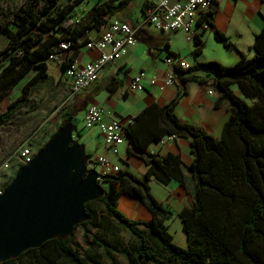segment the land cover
<instances>
[{
	"label": "trees",
	"instance_id": "16d2710c",
	"mask_svg": "<svg viewBox=\"0 0 264 264\" xmlns=\"http://www.w3.org/2000/svg\"><path fill=\"white\" fill-rule=\"evenodd\" d=\"M133 1H27L13 14L10 24L0 22V38L7 39L0 51V103L10 93L22 94L11 99L7 111L0 113V126H6L27 105L36 85L50 80L49 58L58 53L61 43L70 41V49L86 46L91 32L107 26L110 18L125 12ZM149 5L150 1L143 4L146 17ZM213 16L210 10L202 21L212 27ZM217 38L226 42L220 34ZM195 42L199 51L202 43L198 36ZM252 50V57L243 55L233 66L219 62L196 66L217 76L215 108L227 105L230 113L222 136L214 138L201 127L180 123L175 109L181 96L165 106L150 105L125 127L131 146L128 156L142 159L148 167L144 179L126 170L103 176L110 192L86 205L90 219L74 231L83 228L88 242L89 228L117 224L134 241L127 255L129 264H264V29L256 35ZM167 56L179 60L177 54L168 52ZM234 87L242 97L236 95ZM72 120L73 114L66 112L60 128ZM167 136L188 139L193 155L189 166L194 181L193 205L178 214L186 247L174 243L166 225L173 212L150 192L151 178L165 186L172 181L185 186L178 156L147 153L153 143ZM75 138L80 143L78 134ZM86 158L88 164L93 156L86 152ZM123 196L143 203L151 220L134 221L122 214L118 203ZM90 244L109 257L111 245L97 238H90ZM100 260L96 255L81 256L69 237L51 239L0 264H101Z\"/></svg>",
	"mask_w": 264,
	"mask_h": 264
},
{
	"label": "crops",
	"instance_id": "0c3cea01",
	"mask_svg": "<svg viewBox=\"0 0 264 264\" xmlns=\"http://www.w3.org/2000/svg\"><path fill=\"white\" fill-rule=\"evenodd\" d=\"M145 1L151 0H134L125 12L116 14L109 19L108 23L120 21L136 28L138 30L137 43L128 50L127 54L117 64L107 65L101 70L98 80L83 93L75 96L76 103L81 105L84 117L89 106L98 105L108 113L104 117L105 121L116 120L127 126L130 118H134L150 105L165 106L181 96L175 109V115L180 123L201 127L208 135L220 138L226 123L230 119V113L227 105L220 109L215 108V102L218 98L215 87L217 76L209 70L206 72H201L198 68L196 70V66L209 62L233 66L242 59L243 55L252 57L254 55L252 46L255 37L264 29V0H215V5L212 8L214 13L213 26L208 30L199 29L198 31V37L202 43L199 51L195 42L196 39L191 41L194 46L188 45L187 50H181L176 49L171 42L173 38L171 33L160 34L157 32L148 23L143 12ZM135 11L139 12L138 17H135ZM106 27L105 25L100 30L91 32L89 40H98ZM179 33L184 35L182 32ZM217 34L224 36L226 42L219 40ZM168 52L177 54L179 60L189 64L191 68L183 70L178 65L168 66L164 62ZM60 57L63 63L73 62L77 67H83L98 60L100 53L82 45L62 52ZM53 66L52 69L49 66V75L52 76L59 72L71 90V82L63 75L61 64L54 63ZM118 68L123 70L121 74H117ZM142 71L146 73L148 79L157 78L158 84L162 83L167 74L173 73L177 79V84L160 91L158 86H152L147 79L144 82L145 89L143 91H131L128 88L131 78ZM109 88L114 91H109ZM234 91L237 96L242 97L241 91L236 87H234ZM68 113L73 114V112ZM75 121L76 115L73 114L74 132L79 135L81 143L84 135L77 129ZM96 128L99 139L103 140L99 128ZM84 146L86 147V144ZM130 148L128 143L123 145L118 158L125 161L126 169L124 170L139 179H144L148 167L142 159L128 156ZM107 153L106 151L105 154L104 150L103 153L96 156L103 155L109 159ZM147 153L162 157L175 155L181 159L185 186L172 181L167 186L173 185L174 182L177 185L165 193L163 199H155L170 209L173 214L178 215L184 209H190L193 205L192 191L194 187V181L189 170V166L193 162L190 141L183 138L171 139L167 136L162 141L153 143ZM154 181H156L154 178L149 181L150 192ZM118 209L130 220L142 222L151 220V215L145 205L134 198L121 197Z\"/></svg>",
	"mask_w": 264,
	"mask_h": 264
},
{
	"label": "water",
	"instance_id": "95a60500",
	"mask_svg": "<svg viewBox=\"0 0 264 264\" xmlns=\"http://www.w3.org/2000/svg\"><path fill=\"white\" fill-rule=\"evenodd\" d=\"M99 181L67 121L0 194V263L51 239H68L90 219L86 205L103 197Z\"/></svg>",
	"mask_w": 264,
	"mask_h": 264
},
{
	"label": "rangeland",
	"instance_id": "374dc122",
	"mask_svg": "<svg viewBox=\"0 0 264 264\" xmlns=\"http://www.w3.org/2000/svg\"><path fill=\"white\" fill-rule=\"evenodd\" d=\"M27 1L40 4L43 2V0H0V22L10 24L13 14ZM100 1L91 0V4ZM134 14L135 17L139 16L138 11H135ZM171 34L173 35L171 42L176 49L187 50L188 45L194 46L193 42L187 43L183 34L179 32ZM6 44L7 39L1 37L0 51ZM53 64L51 62L49 63L51 69L54 67ZM198 70L206 72L204 68H198ZM21 95L20 91H15L14 94L10 93L0 103V113L7 111L11 99L19 98ZM81 109V105L76 103L75 97L72 96L71 90L61 78L59 72L50 76L48 82L35 86L27 105L21 108L6 126H0V192H3L12 183L22 168L21 161L18 158L20 150L28 148L35 154L39 153L48 144L51 137L60 129L66 112H73L76 115L75 122L77 129L84 135L81 144H86L85 150L87 149V153L91 152V155L95 158L97 154L104 152V142L97 135L98 129L96 127L92 129L85 128L84 111ZM75 135L76 133L74 134V138ZM90 143L91 145L89 146ZM107 154L114 165L120 167L122 170L126 169L123 159L114 157L109 152ZM12 157L14 158L10 161ZM96 171L98 173L101 172L100 166L96 167ZM154 182L151 185V194L156 199H163L162 197H165V193L177 185L175 182L170 186H165L157 180ZM99 184L105 193L110 192V186L104 179L100 180ZM166 225L169 227V232L174 238V243L180 247H186L187 238L183 232L182 222L179 216L174 213L173 217L166 221ZM89 230L88 242L84 239L85 231L81 227L75 230L70 236L73 248L81 256H99L101 258V264H129L127 255L132 252L134 241L126 231L122 230L113 222L109 226H104V229H96L93 227L89 228ZM90 238H97L111 245L112 249L109 257H104L99 248L91 245Z\"/></svg>",
	"mask_w": 264,
	"mask_h": 264
},
{
	"label": "built area",
	"instance_id": "2783aa9c",
	"mask_svg": "<svg viewBox=\"0 0 264 264\" xmlns=\"http://www.w3.org/2000/svg\"><path fill=\"white\" fill-rule=\"evenodd\" d=\"M214 5L215 0H151L147 10V21L160 34L182 32L186 41L191 42L198 36L199 29H210V24L202 21V18L212 10ZM137 32L136 28L127 23L120 21L109 22L98 40H92L86 44L88 49H94L100 53L98 60L90 62L83 67H77L72 62H67L63 75L71 82L72 96L75 97L91 87L98 80L100 71L107 65L117 64L127 54L128 50L136 45ZM71 45L70 41L61 43L57 48L58 53L51 55L49 61L61 64L63 69L64 63L60 54L70 50ZM164 62L170 67L178 65L183 70L191 68L189 64L171 56H166ZM122 71L121 68H118L117 74H121ZM147 79L146 73L142 71L131 78L128 88L131 91H143L145 89L144 82ZM148 80L152 86H158L160 91L177 84V79L173 73L167 74L161 84H158L159 82L155 77ZM107 114V111L101 106H89L84 119L85 128L98 127L103 137L105 150L113 156L119 157L121 147L126 143L129 144V139L125 132L126 126L116 120L105 121L104 117ZM132 120L130 118L128 124ZM170 138L175 139L174 136H170ZM35 155L28 148L21 149L18 158L22 167L30 164ZM14 157L10 158V161ZM87 166L89 170H96V167L100 166V180L103 179V176L117 174L121 171L118 166L114 165L110 159L103 155L92 158Z\"/></svg>",
	"mask_w": 264,
	"mask_h": 264
}]
</instances>
